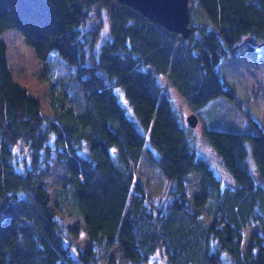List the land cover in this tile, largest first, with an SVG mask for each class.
Returning a JSON list of instances; mask_svg holds the SVG:
<instances>
[{"label":"trees","instance_id":"obj_1","mask_svg":"<svg viewBox=\"0 0 264 264\" xmlns=\"http://www.w3.org/2000/svg\"><path fill=\"white\" fill-rule=\"evenodd\" d=\"M105 12L112 29L99 43V28L86 27ZM190 16L185 38L118 0H10L0 9V264H101L114 244L132 264L159 251L170 264H264V116L237 66L239 53L257 62L264 52V0H190ZM12 29L41 61L71 72L77 96L66 104L55 95L52 116L12 74L3 38ZM158 74L194 112L226 98L256 128L207 130L236 182L226 184L198 154ZM149 130L147 156L168 179L152 204L136 175ZM52 155L69 174L54 200L40 180ZM190 172L201 174L202 189L192 203ZM55 206L59 219L73 209L81 216L84 248L73 252L65 233L77 237L82 229L60 222ZM256 222L262 231L244 247V229ZM106 264L119 263L110 257Z\"/></svg>","mask_w":264,"mask_h":264},{"label":"rangeland","instance_id":"obj_2","mask_svg":"<svg viewBox=\"0 0 264 264\" xmlns=\"http://www.w3.org/2000/svg\"><path fill=\"white\" fill-rule=\"evenodd\" d=\"M10 0H0V9L8 6ZM198 15L201 8L198 7ZM89 30L99 28L100 36L99 43L104 42L111 34L112 21L110 15L105 12L103 21H90L86 27ZM3 38L8 46L9 64L14 78L34 97L38 98L42 105V111L50 116L55 111L54 96L65 95L66 104L72 102V97L77 96V88L73 84L70 76L71 72L60 64L55 63L53 59L48 62L41 61L35 50L28 46L22 34L15 30H8L3 34ZM53 56L58 55L57 52H52ZM63 61V59H61ZM237 66L239 67L245 84L247 85L250 94L256 99L260 112L264 116V52L259 56L257 62L249 59L246 52L239 53L237 56ZM161 78L163 91L168 93L173 101L174 107L181 117L183 122L187 123V117L195 113L199 122L196 127L188 125L187 133L191 144L195 147L199 155L206 158L216 173L223 179L226 184H233L235 178L225 166L222 157L215 150L209 142L207 136L208 129H219L243 133H255L256 128L249 121L246 115L231 101L226 98H217L205 107L196 108L187 101L181 92L174 85L171 84L169 79L164 74H158ZM80 91V90H79ZM118 94L124 105L127 106L128 112L131 116H135L133 109L128 104L127 97L124 91L119 88ZM74 95H72V94ZM82 92L80 91V94ZM146 144L145 153L142 155L138 166L136 167L137 178L145 183L146 189L149 193L148 204L157 203L163 197L167 187L168 179L160 168L147 156V149L152 148L150 143V130L145 132ZM248 162L252 172L257 169V164L253 154V147L248 141ZM50 164L41 168L40 180L49 189L52 199H55V191L60 189L64 181L69 177L66 165L59 164L56 160V155L49 157ZM201 174L199 172H190L184 177L185 187L188 191V201L193 202L195 196L202 193L200 186ZM236 182V181H235ZM170 201V200H169ZM56 218L60 222H64L72 227H84L82 218L73 209L71 214L64 219L60 218V211L55 206ZM195 211H198L194 209ZM202 218L206 221L210 219L205 213H202ZM262 231L259 223H251L245 229L244 247L249 243L250 236L253 231ZM67 242L71 245L73 252L78 248H84L88 243V236L84 229L76 237L74 234L67 231ZM110 257H114L119 264H132L129 260L124 258L122 252L117 244L109 247V255L101 256L100 263L106 264ZM145 264H170L168 257L161 251L154 254L151 259Z\"/></svg>","mask_w":264,"mask_h":264},{"label":"water","instance_id":"obj_3","mask_svg":"<svg viewBox=\"0 0 264 264\" xmlns=\"http://www.w3.org/2000/svg\"><path fill=\"white\" fill-rule=\"evenodd\" d=\"M140 11L145 17L165 29L188 38L193 32L190 16V0H118ZM190 127H196L199 118L195 113L187 117Z\"/></svg>","mask_w":264,"mask_h":264}]
</instances>
